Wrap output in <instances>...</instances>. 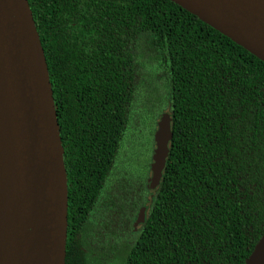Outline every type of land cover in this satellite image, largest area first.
Returning a JSON list of instances; mask_svg holds the SVG:
<instances>
[{"label":"trees","instance_id":"16d2710c","mask_svg":"<svg viewBox=\"0 0 264 264\" xmlns=\"http://www.w3.org/2000/svg\"><path fill=\"white\" fill-rule=\"evenodd\" d=\"M27 1L64 150L65 264H244L264 235V63L168 0Z\"/></svg>","mask_w":264,"mask_h":264},{"label":"water","instance_id":"95a60500","mask_svg":"<svg viewBox=\"0 0 264 264\" xmlns=\"http://www.w3.org/2000/svg\"><path fill=\"white\" fill-rule=\"evenodd\" d=\"M264 63V0H168ZM172 117L156 122L147 203L161 187ZM44 51L27 0H0V264H65L67 174ZM244 264H264V235Z\"/></svg>","mask_w":264,"mask_h":264},{"label":"rangeland","instance_id":"374dc122","mask_svg":"<svg viewBox=\"0 0 264 264\" xmlns=\"http://www.w3.org/2000/svg\"><path fill=\"white\" fill-rule=\"evenodd\" d=\"M157 122V121H156ZM138 133L142 136V135H144L143 137V140L144 139H146L147 137H146V132L144 131V130H142V129H140L139 131H138ZM134 138H135V136H133ZM138 148L139 146L138 145H135L134 146V148ZM123 157V155H122V153L120 152V154H119V159H121ZM151 158V157H150Z\"/></svg>","mask_w":264,"mask_h":264},{"label":"flooded vegetation","instance_id":"af4514ba","mask_svg":"<svg viewBox=\"0 0 264 264\" xmlns=\"http://www.w3.org/2000/svg\"><path fill=\"white\" fill-rule=\"evenodd\" d=\"M156 126V125H155ZM155 130H156V128H155ZM155 130H154V132H155ZM154 134V133H153ZM133 136H135V135H133ZM147 178H148V176H147ZM147 188V187H146ZM104 197V196H103ZM104 198H101V201L103 200ZM137 216V215H136ZM136 219V218H135ZM135 222V221H134ZM96 233H98V231H95Z\"/></svg>","mask_w":264,"mask_h":264}]
</instances>
